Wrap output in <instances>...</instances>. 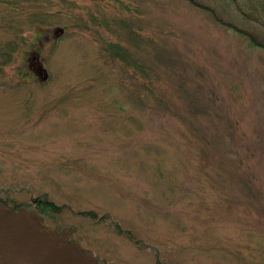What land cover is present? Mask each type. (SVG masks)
Masks as SVG:
<instances>
[{
    "label": "rangeland",
    "instance_id": "374dc122",
    "mask_svg": "<svg viewBox=\"0 0 264 264\" xmlns=\"http://www.w3.org/2000/svg\"><path fill=\"white\" fill-rule=\"evenodd\" d=\"M197 1L0 0V264H264V10Z\"/></svg>",
    "mask_w": 264,
    "mask_h": 264
},
{
    "label": "trees",
    "instance_id": "16d2710c",
    "mask_svg": "<svg viewBox=\"0 0 264 264\" xmlns=\"http://www.w3.org/2000/svg\"><path fill=\"white\" fill-rule=\"evenodd\" d=\"M192 3H194L197 6L200 7H204L206 8L207 6L198 2L197 0H190ZM255 4V6L260 5L264 10V0H253ZM240 7L243 8L242 5H240ZM208 9H210L209 7H207ZM246 14V13H245ZM263 16H261L264 19V14H262ZM260 19V18H259ZM237 30L244 36H246V38L249 40L250 44L256 47H262L264 48V40H261L259 37L255 36L253 33L248 32L246 30H243L241 28H237ZM0 201L2 202V200L0 199ZM34 202H37V205L35 206L40 212L44 213V214H49V215H53L55 213H60L63 209V206H59L57 204H55V202L50 201V200H46V199H42L41 201L34 200ZM15 208H21L22 206L24 207H28L29 205L26 203H22V204H14ZM65 207V206H64ZM80 214L90 217L92 219L97 218V214L95 212L92 211H83ZM105 218H107L106 215H102L99 216V221L100 220H104ZM112 224L114 226V228L119 232V233H123L128 235L131 239L134 240V242L136 243H140V240L136 239L135 236L130 232V231H126V229L122 228V226L116 222V221H112Z\"/></svg>",
    "mask_w": 264,
    "mask_h": 264
},
{
    "label": "water",
    "instance_id": "95a60500",
    "mask_svg": "<svg viewBox=\"0 0 264 264\" xmlns=\"http://www.w3.org/2000/svg\"><path fill=\"white\" fill-rule=\"evenodd\" d=\"M40 75H41L42 79H46L47 78V73H46L45 70H41Z\"/></svg>",
    "mask_w": 264,
    "mask_h": 264
}]
</instances>
